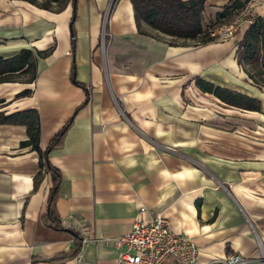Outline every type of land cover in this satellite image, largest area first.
Returning a JSON list of instances; mask_svg holds the SVG:
<instances>
[{"label": "crops", "instance_id": "obj_1", "mask_svg": "<svg viewBox=\"0 0 264 264\" xmlns=\"http://www.w3.org/2000/svg\"><path fill=\"white\" fill-rule=\"evenodd\" d=\"M229 1L207 0L203 27ZM110 2L76 0L74 15L71 4L56 12L0 0V59L51 49L37 59L33 81L0 82V114L36 110L41 150L73 118L48 157L61 174L60 231L41 221L52 181L38 154L20 148L26 127L0 124V264H116L114 238L141 208L144 220L164 217L188 237L200 264L235 253L264 264V88L235 58L248 26L198 44L145 25L141 34L130 0ZM242 12L264 18V0H248ZM197 79L254 99L260 110L227 105ZM76 242V258L46 262Z\"/></svg>", "mask_w": 264, "mask_h": 264}, {"label": "trees", "instance_id": "obj_2", "mask_svg": "<svg viewBox=\"0 0 264 264\" xmlns=\"http://www.w3.org/2000/svg\"><path fill=\"white\" fill-rule=\"evenodd\" d=\"M44 10L62 11L68 4L72 5L75 15L76 0H43L40 4L36 0H24ZM207 0H130L134 12V20L137 31L147 34L142 25L170 37L199 41L198 44L212 42L211 33L206 34L203 28V14ZM113 3V2H112ZM248 0H230L223 11L216 16L217 21L230 18L235 13H240L247 5ZM56 6L53 8V6ZM113 5V4H112ZM74 15L71 19L73 30ZM74 30L72 31V52L75 48ZM206 37V38H202ZM203 39V40H201ZM51 53V49L33 54L31 51L22 50L17 56L8 59H0V82H10L20 75L27 76L31 82L35 78L38 58H44ZM235 58L238 66L246 74L247 78L256 87L264 86V18L254 16L253 22L247 27L240 41L237 43ZM72 80H74V66L72 68ZM197 87L205 93L213 94L221 102L244 110L259 111L258 101L234 93L229 90L214 87L202 80H196ZM28 91L20 95H26ZM88 101V95L84 104ZM0 124L19 125L26 127L27 140L20 143V148H30L39 157V167L44 169L51 177L52 188L47 202L46 213L42 216V224L51 230L63 229L60 217L56 210L58 189L61 183L59 170L49 162L51 151L62 147L64 137L73 124L71 118L64 127L50 140L45 150L40 148V123L38 112L34 109L14 113L7 117L0 114ZM81 250V245L76 242L73 248L53 258L47 259L48 263H62L76 258Z\"/></svg>", "mask_w": 264, "mask_h": 264}, {"label": "built area", "instance_id": "obj_3", "mask_svg": "<svg viewBox=\"0 0 264 264\" xmlns=\"http://www.w3.org/2000/svg\"><path fill=\"white\" fill-rule=\"evenodd\" d=\"M110 2V8L112 2ZM253 16L245 12L239 13L234 21L214 30L211 36L218 35L220 41L230 39L242 24L249 26ZM140 209L130 231L114 238L119 249L116 264H200V250L191 240L174 232L170 222L164 217H152L144 220ZM83 242H87L83 239ZM255 262L243 258L241 255L229 254L215 257L207 264H254Z\"/></svg>", "mask_w": 264, "mask_h": 264}, {"label": "rangeland", "instance_id": "obj_4", "mask_svg": "<svg viewBox=\"0 0 264 264\" xmlns=\"http://www.w3.org/2000/svg\"><path fill=\"white\" fill-rule=\"evenodd\" d=\"M36 1L38 2V4H40L41 2H43V0H36ZM112 4H114V2H113ZM247 5H248V3H247ZM247 5H246V6H247ZM112 6H113V5H112ZM55 7H56V6L54 5L53 8H55ZM111 8H112V7H111ZM237 17H239V13H235V14H234L233 16H231L230 18H227V19L222 20V21H217V20H216L215 23H211V22L205 20V21H204V27H203V28H204L206 34H209V33H212L214 30L220 28V27L223 26V25H228L229 23H231L232 21H234ZM206 22H207V23H206ZM243 25H244V24L241 25V27L237 30V32H235V33L233 34V36H232L231 38L236 37V36H240L241 33H243V29H242ZM146 30H147V29H146ZM202 38L204 39V38H206V37H202ZM210 38L213 39L212 42H222V41L219 40L218 35H215L214 37H213V36H210ZM203 39H201V40H203ZM195 42L199 43V41H195ZM263 88H264V86H263Z\"/></svg>", "mask_w": 264, "mask_h": 264}]
</instances>
